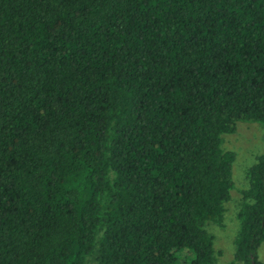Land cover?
<instances>
[{
  "label": "trees",
  "instance_id": "16d2710c",
  "mask_svg": "<svg viewBox=\"0 0 264 264\" xmlns=\"http://www.w3.org/2000/svg\"><path fill=\"white\" fill-rule=\"evenodd\" d=\"M264 124V0H0V264H215L234 152ZM232 260L264 264V152Z\"/></svg>",
  "mask_w": 264,
  "mask_h": 264
},
{
  "label": "rangeland",
  "instance_id": "374dc122",
  "mask_svg": "<svg viewBox=\"0 0 264 264\" xmlns=\"http://www.w3.org/2000/svg\"><path fill=\"white\" fill-rule=\"evenodd\" d=\"M220 146L234 152L231 163L232 189L225 202L221 225L208 224L207 229L213 234L216 251L215 264H240L232 260L233 237L237 230L235 212L239 200V189L247 185L245 169L255 156L264 152V124L258 121H237L233 132L222 133ZM258 256L264 260V242L258 248Z\"/></svg>",
  "mask_w": 264,
  "mask_h": 264
}]
</instances>
